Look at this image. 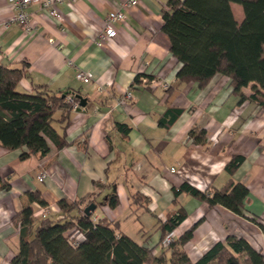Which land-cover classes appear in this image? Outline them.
I'll return each instance as SVG.
<instances>
[{
  "label": "crops",
  "instance_id": "obj_1",
  "mask_svg": "<svg viewBox=\"0 0 264 264\" xmlns=\"http://www.w3.org/2000/svg\"><path fill=\"white\" fill-rule=\"evenodd\" d=\"M124 2L63 0L57 6L63 26L41 4H31L35 32L28 35L15 23L4 30L13 9L8 0H0V66L28 65L19 90H72L87 101L71 113L68 146L61 150L50 142L47 156L23 158V150L0 148V264H12L22 231L32 234L47 217L64 218L62 200L101 204L114 193L120 205H98L93 218L119 222L120 231L140 246L150 235L146 245L157 246L159 223L182 207L187 218L173 234L178 240L198 225L184 247L193 263L228 237L246 240L264 256V110L250 99L253 86L242 89V102L225 76L204 87L178 83L181 63L171 54L170 37L163 31L162 10L168 0H141L125 12V21L115 24L116 38L103 40L109 12L122 10ZM240 7L231 5L239 24L244 19ZM78 71L92 73L93 80L87 85L78 81ZM140 74L148 82L133 86ZM129 91L133 98L122 100ZM168 108L183 112L166 128L158 120ZM60 116L57 112L56 119ZM119 124L127 125L129 133ZM55 126L62 134V127ZM193 129L205 131V142L189 138ZM236 155L245 161L231 176L226 165ZM42 172L48 174L45 182L38 179ZM184 180L200 191L221 189L230 180L244 184L249 190L246 214L258 222L223 206L210 208L185 193L175 201L172 189ZM38 191L46 206L29 199V193ZM137 192L149 200L148 211L132 204L130 197ZM27 206L29 218L20 215Z\"/></svg>",
  "mask_w": 264,
  "mask_h": 264
},
{
  "label": "trees",
  "instance_id": "obj_2",
  "mask_svg": "<svg viewBox=\"0 0 264 264\" xmlns=\"http://www.w3.org/2000/svg\"><path fill=\"white\" fill-rule=\"evenodd\" d=\"M233 3L244 11L241 24L235 20ZM162 11L163 31L170 37L171 54L181 63L178 83L195 82L204 87L216 76H225L230 79L233 93L241 95L242 102L246 99L242 89L252 85L254 93L250 99L264 110V0H168ZM27 68L26 64L20 69L0 66V148L23 150V158L45 157L51 151L50 142L58 150L68 146L65 135L71 113L75 111L69 99L80 104V94L72 90L52 91L46 86H35L31 93L21 91L19 85L27 76ZM142 76H136L133 86L142 84ZM57 112L61 113L59 119H56ZM182 112L183 109L168 108L158 120L160 126L169 128ZM56 124L62 127V134ZM118 128L124 134L130 131L124 124ZM205 137L203 130H190L189 138L195 143L205 142ZM244 161L243 156H233L226 165L227 173L232 176ZM172 190L175 201L185 193L210 208L223 206L258 222L246 214L244 201L249 190L244 184L230 180L221 189L209 187L200 191L184 180L179 188ZM29 196L30 200L47 205L39 191ZM130 198L132 204L148 211L149 200L144 195L137 192ZM92 204L117 208L120 200L116 193L101 204L95 201L86 204L85 199L62 200L60 209L64 218L47 217L32 234L22 231L19 251L12 264H264L262 252L236 237L215 244L193 263L184 247L193 238L197 224L178 240H171L167 250L156 255L157 248L186 220L187 213L182 207L159 223L161 238L152 248L146 245L151 235L140 246L120 231L119 222L106 218L93 220L95 211L90 215L85 213L86 207ZM21 211L20 215L32 217L30 206ZM75 242L77 246L73 245Z\"/></svg>",
  "mask_w": 264,
  "mask_h": 264
},
{
  "label": "built area",
  "instance_id": "obj_3",
  "mask_svg": "<svg viewBox=\"0 0 264 264\" xmlns=\"http://www.w3.org/2000/svg\"><path fill=\"white\" fill-rule=\"evenodd\" d=\"M10 5L13 9V16H11L10 20L3 23L2 26L4 27V30L10 29L11 25L13 23L19 25L21 29L28 35H33L35 32L34 29V19L31 17L30 13L28 12L29 7L31 4L39 3L43 6V9L47 12V16H49L51 19L55 20L59 25L63 26L64 17L60 15L58 12V4H61L63 0H8ZM123 9L109 12V15L107 16L106 22H105V30L104 35H102L101 38L103 40L105 39H114L117 36V29L115 24L120 23L126 20L127 15L125 12L132 11L135 8H137L141 2V0H124ZM90 72L85 71H78L76 75V78L78 81L88 84L93 80V75ZM142 83H147L148 79L141 77ZM133 94L131 91L127 92L124 97H122V100L125 99H132ZM71 103L74 105V109L81 108L79 103L74 102L72 98L69 99ZM123 102V101H122ZM172 173H176L175 169L171 170ZM48 178L47 172L40 173V176L38 177L40 182H45ZM95 220V219H94ZM174 234L170 235L169 238L164 241L162 247H167L168 243L171 240H174ZM77 242H75L73 245H76Z\"/></svg>",
  "mask_w": 264,
  "mask_h": 264
},
{
  "label": "water",
  "instance_id": "obj_4",
  "mask_svg": "<svg viewBox=\"0 0 264 264\" xmlns=\"http://www.w3.org/2000/svg\"><path fill=\"white\" fill-rule=\"evenodd\" d=\"M79 100H80V106L81 107H86V105H87V101H86V99H84L83 97H79L78 98ZM97 206L95 205V204H92V205H89L88 207H86V209H85V213L87 214V215H90L92 212H94L97 208H96Z\"/></svg>",
  "mask_w": 264,
  "mask_h": 264
},
{
  "label": "rangeland",
  "instance_id": "obj_5",
  "mask_svg": "<svg viewBox=\"0 0 264 264\" xmlns=\"http://www.w3.org/2000/svg\"><path fill=\"white\" fill-rule=\"evenodd\" d=\"M93 220H94V219H93ZM173 237H174V236H173ZM166 250H167V247H163V248L160 250V252L158 253V255H160L161 252L166 251ZM155 264H157V262H156Z\"/></svg>",
  "mask_w": 264,
  "mask_h": 264
}]
</instances>
